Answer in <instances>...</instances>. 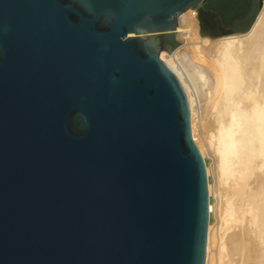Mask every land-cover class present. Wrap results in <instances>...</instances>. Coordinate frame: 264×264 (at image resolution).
I'll return each mask as SVG.
<instances>
[{
    "label": "water",
    "instance_id": "1",
    "mask_svg": "<svg viewBox=\"0 0 264 264\" xmlns=\"http://www.w3.org/2000/svg\"><path fill=\"white\" fill-rule=\"evenodd\" d=\"M201 2L223 37L259 5L0 0V264H203L213 81L173 35Z\"/></svg>",
    "mask_w": 264,
    "mask_h": 264
},
{
    "label": "bare ground",
    "instance_id": "2",
    "mask_svg": "<svg viewBox=\"0 0 264 264\" xmlns=\"http://www.w3.org/2000/svg\"><path fill=\"white\" fill-rule=\"evenodd\" d=\"M202 4L177 17L173 35L213 81L208 137L198 136L194 119V142L202 158H213L204 163L215 179L207 180V195L216 198L207 211L218 219L214 229L207 223L203 264H264V0L245 34L229 37Z\"/></svg>",
    "mask_w": 264,
    "mask_h": 264
},
{
    "label": "rangeland",
    "instance_id": "3",
    "mask_svg": "<svg viewBox=\"0 0 264 264\" xmlns=\"http://www.w3.org/2000/svg\"><path fill=\"white\" fill-rule=\"evenodd\" d=\"M176 27H178V23H177V26ZM176 30V29H175ZM178 41V40H177ZM178 43H181L180 41H178ZM206 101V100H205ZM204 101V103H203V106H202V108H201V112H200V115L198 116V120H197V134H198V136L201 138H206V137H208L207 135V133H209V131H208V126H207V120H209L208 118L210 117V115H209V106H206V104H207V101L205 102ZM206 103V104H205ZM205 105V106H204ZM209 115V116H208ZM208 139V138H207ZM203 141H204V139H203ZM202 141V142H203ZM205 142H207V140L205 139ZM206 152H208V151H206ZM211 153V152H210ZM209 152L208 153H204V157H203V160H204V163L208 166H211V165H213L212 163H213V158H212V156H211V154H210ZM207 154V155H206ZM212 159V160H211ZM211 161V162H210ZM207 177V180H208V182H209V184L210 185H213V183H214V177H213V175L211 174V176L210 175H207L206 176ZM211 194L212 193H210L209 194V196H208V200H209V202H210V204L211 205H213V204H215L216 203V198L215 199H213V197H215L214 196V194L211 196ZM217 215L214 213V212H210V213H208V223H209V226H210V228H213L214 229V226L216 225V223H217V221H218V219H217V217H216ZM215 217V218H214Z\"/></svg>",
    "mask_w": 264,
    "mask_h": 264
},
{
    "label": "trees",
    "instance_id": "4",
    "mask_svg": "<svg viewBox=\"0 0 264 264\" xmlns=\"http://www.w3.org/2000/svg\"><path fill=\"white\" fill-rule=\"evenodd\" d=\"M215 11L228 22L232 13L242 11L245 0H209ZM233 10V11H232Z\"/></svg>",
    "mask_w": 264,
    "mask_h": 264
},
{
    "label": "flooded vegetation",
    "instance_id": "5",
    "mask_svg": "<svg viewBox=\"0 0 264 264\" xmlns=\"http://www.w3.org/2000/svg\"><path fill=\"white\" fill-rule=\"evenodd\" d=\"M207 2H208V7H210V8H213V6L210 4V1L209 0H207ZM245 3V2H244ZM243 7H244V4H243ZM243 7H242V9H243ZM214 9V8H213ZM214 11H215V9H214ZM216 12V11H215ZM217 13V12H216ZM217 14H219V13H217ZM220 16H222L221 14H219ZM237 15V14H236ZM222 18H223V16H222ZM223 20H224V18H223ZM224 21H226V20H224ZM227 22V21H226ZM230 22V21H229Z\"/></svg>",
    "mask_w": 264,
    "mask_h": 264
}]
</instances>
